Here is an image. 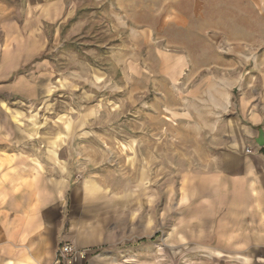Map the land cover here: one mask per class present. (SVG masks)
Wrapping results in <instances>:
<instances>
[{"label": "crops", "instance_id": "1", "mask_svg": "<svg viewBox=\"0 0 264 264\" xmlns=\"http://www.w3.org/2000/svg\"><path fill=\"white\" fill-rule=\"evenodd\" d=\"M49 1V21L56 22L66 0ZM137 26L147 27V88L177 110L174 123L181 125L171 234L178 243L264 264V145L257 143L264 135V54L245 51L263 45L257 5L147 0V22ZM227 45L233 51H224ZM23 80L10 85L37 89ZM6 138L0 135V145ZM12 155L0 167V264H57L66 243L107 253L135 242L133 195L92 189L70 172Z\"/></svg>", "mask_w": 264, "mask_h": 264}, {"label": "rangeland", "instance_id": "2", "mask_svg": "<svg viewBox=\"0 0 264 264\" xmlns=\"http://www.w3.org/2000/svg\"><path fill=\"white\" fill-rule=\"evenodd\" d=\"M250 1L264 23V0ZM49 3L0 0V167L21 154L73 182L135 197V242L90 250L83 264H256L171 234L182 133L177 110L147 88V27H134L147 22V0H66L56 22ZM262 36L245 51L264 54V28ZM20 77L37 89L12 88Z\"/></svg>", "mask_w": 264, "mask_h": 264}, {"label": "built area", "instance_id": "3", "mask_svg": "<svg viewBox=\"0 0 264 264\" xmlns=\"http://www.w3.org/2000/svg\"><path fill=\"white\" fill-rule=\"evenodd\" d=\"M88 255V251H80L70 243L62 244L57 251V264H73L83 260Z\"/></svg>", "mask_w": 264, "mask_h": 264}, {"label": "water", "instance_id": "4", "mask_svg": "<svg viewBox=\"0 0 264 264\" xmlns=\"http://www.w3.org/2000/svg\"><path fill=\"white\" fill-rule=\"evenodd\" d=\"M257 143H258L260 146H263V145H264V135H263V132H262V131L260 132V136H259V138L257 139Z\"/></svg>", "mask_w": 264, "mask_h": 264}]
</instances>
